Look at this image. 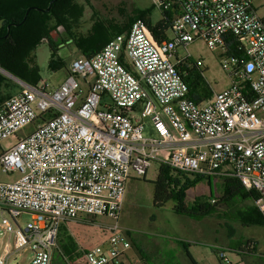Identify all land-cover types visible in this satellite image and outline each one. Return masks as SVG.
Segmentation results:
<instances>
[{
	"label": "built area",
	"instance_id": "2783aa9c",
	"mask_svg": "<svg viewBox=\"0 0 264 264\" xmlns=\"http://www.w3.org/2000/svg\"><path fill=\"white\" fill-rule=\"evenodd\" d=\"M152 1L171 15L172 38L155 45L138 19L92 57L75 58L58 87L19 82L21 91L0 105V142L50 116L0 156L3 172L20 175L0 182L8 215L0 235L12 240L0 242V264L23 251L32 252L25 264H53L61 227L87 223L83 217L113 220L98 226L105 245L81 248L86 263L126 264L130 243L119 219L127 183L154 163L236 180L256 194L264 217V19L252 0ZM198 40L220 51L231 80L201 104L178 68L191 59L179 47ZM23 214L31 217L25 227ZM216 251L219 264H234L229 248Z\"/></svg>",
	"mask_w": 264,
	"mask_h": 264
},
{
	"label": "rangeland",
	"instance_id": "374dc122",
	"mask_svg": "<svg viewBox=\"0 0 264 264\" xmlns=\"http://www.w3.org/2000/svg\"><path fill=\"white\" fill-rule=\"evenodd\" d=\"M252 1L260 17L264 19V0ZM78 3L84 7V13L77 32L84 36L91 32L95 22L120 25L151 8H153L151 24L156 25L163 20L161 12L153 6L152 0H78ZM61 32L64 33V30L61 29ZM61 35L57 31H52L50 39L58 46L57 56L65 67L60 70L51 68L52 50L47 42H43L30 57L32 64L39 68L42 81L50 90L60 85L66 75V69L70 68L75 58L81 57L72 40L61 45ZM167 36L173 37L171 30H168ZM188 54L192 60H203L202 69L214 93L230 86L229 74L221 66L219 50L212 49L205 42L198 40L190 44L188 50L179 47L180 58H185ZM0 72L6 76L0 97L22 87L1 68ZM36 126L37 123L30 125L20 131L17 137L0 142V156L16 143L17 138L32 132ZM159 169L160 165L154 163L145 178L133 177L127 183L125 202L119 219L130 243L124 255L126 264H219L215 249L226 248L227 244L231 243L245 246L247 242L250 247L252 246V252L256 257L260 259L264 257V226L252 224L246 217L249 210H256L252 199L232 196L228 201H224L222 198L224 181L216 178L203 179L187 191L186 202L192 204L197 196H208L209 203L211 199L216 200L211 213L200 220L180 215L173 209L175 205L173 200L163 207L154 205V183ZM19 176L18 173L6 174L0 169V182L15 181ZM7 216L0 211V234L3 231L1 226L3 217ZM83 219L87 223L82 225L70 223L74 240L85 249L105 245L108 236L98 226L100 223H112L113 220L103 217ZM19 221V224L25 227L31 221V217L29 214H23ZM10 241L12 243L8 234L0 235V242L3 244ZM27 255L30 259L32 252L23 251L17 256L13 255L9 264H25ZM227 257L234 264L241 261L240 256L235 253H227Z\"/></svg>",
	"mask_w": 264,
	"mask_h": 264
},
{
	"label": "trees",
	"instance_id": "16d2710c",
	"mask_svg": "<svg viewBox=\"0 0 264 264\" xmlns=\"http://www.w3.org/2000/svg\"><path fill=\"white\" fill-rule=\"evenodd\" d=\"M51 1L53 0H0V68L31 86H36L42 81L39 68L32 64L30 57L43 42H47L52 50L51 68L60 70L65 67L57 56L58 46L50 39L51 32H58L60 27L64 29V33L61 35V45L72 40L81 56L88 58L99 52L115 36L128 32L138 19L146 22L149 37L155 45L168 38L167 32L172 20L171 15L162 12L163 20L152 25L150 16L153 8L130 18V20H125L120 25L95 22L87 36L77 32L84 13V7L78 3V0H57L48 12L31 10L24 20L29 8L36 7L46 10ZM8 26H11L9 30ZM230 51L232 55L237 54L234 47H231ZM178 68L183 80L188 85V96L191 100L201 104L213 97L214 92L207 82L202 68L196 66L191 59L180 62ZM5 80L6 76L0 72V93ZM0 98H2L0 99L1 105L5 96ZM49 117L47 114L40 115L36 121L37 125ZM203 179L206 178L201 176L190 178L184 173L161 166L154 183V205L163 207L173 200L175 213L200 220L211 213L212 205L216 203V200L211 199L209 203L208 196L201 195L197 196L192 204H188L186 194L190 188ZM223 189L224 196L222 198L224 201H228L232 196L253 201L257 199L254 192L246 191L240 183L233 179H224ZM246 217L249 218L250 223L264 226V218L257 208L249 210ZM63 226L60 229L58 246L53 255V264H87L83 250L67 228ZM229 245L227 248L240 257L253 254L252 247L248 242L245 246L239 243ZM217 259L219 261L218 255Z\"/></svg>",
	"mask_w": 264,
	"mask_h": 264
},
{
	"label": "crops",
	"instance_id": "0c3cea01",
	"mask_svg": "<svg viewBox=\"0 0 264 264\" xmlns=\"http://www.w3.org/2000/svg\"><path fill=\"white\" fill-rule=\"evenodd\" d=\"M58 52H59V49H58ZM57 54H58V53H57ZM67 71H68V69H66V75H67ZM66 75L62 78L61 83L65 80ZM61 83H60V84H61ZM5 88H6V87H5ZM6 89H8V88H6ZM20 91H21V88L18 87V88H17L16 90H14L13 92L4 94L3 96H5V98H3V101H5L6 99H9L10 97H12V96L18 94ZM3 152H4V151H3ZM217 180H223V179H217ZM223 181H224V180H223ZM124 202H125V200H124ZM123 205H124V204H123ZM75 224H76V223H75ZM78 225H80V224H78ZM64 226H66L67 230L69 231V233H70L71 236H72V232H71V226H72V224L68 223V224H66V225H64ZM76 243L79 245L80 248H84L81 244H79V242L76 241ZM229 246H230V245L227 244L226 247H229ZM84 249H85V248H84ZM256 255H257V254H256ZM240 258H241V259H240L241 261H240L239 264H264V257H263L262 259H260L258 256L256 257L254 254H247V255H245L244 257H240Z\"/></svg>",
	"mask_w": 264,
	"mask_h": 264
},
{
	"label": "water",
	"instance_id": "95a60500",
	"mask_svg": "<svg viewBox=\"0 0 264 264\" xmlns=\"http://www.w3.org/2000/svg\"><path fill=\"white\" fill-rule=\"evenodd\" d=\"M55 1H57V0H53V1H51L50 4H49V7H48L46 10H41V9L36 8V7H31V8H29L28 11H27V13H26V16H25L24 20L26 19L27 14H28L31 10H40V11L48 12V11L51 9V6H52V4H53ZM10 27H11V26H8V30L10 29ZM61 29L64 30L62 27H60V28L58 29V32H59L60 35L63 34V32H61ZM6 73H7V72H6ZM7 74H9V73H7ZM9 75H10V74H9ZM10 76H12V75H10ZM12 77H13L14 79H16L18 82H22V83H24L23 81H21V80L15 78L14 76H12Z\"/></svg>",
	"mask_w": 264,
	"mask_h": 264
}]
</instances>
